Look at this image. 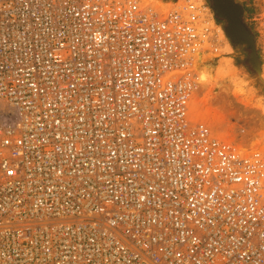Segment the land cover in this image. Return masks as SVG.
<instances>
[{
  "label": "built area",
  "instance_id": "1",
  "mask_svg": "<svg viewBox=\"0 0 264 264\" xmlns=\"http://www.w3.org/2000/svg\"><path fill=\"white\" fill-rule=\"evenodd\" d=\"M218 42L205 0H0V264H264V149L189 113Z\"/></svg>",
  "mask_w": 264,
  "mask_h": 264
},
{
  "label": "rangeland",
  "instance_id": "2",
  "mask_svg": "<svg viewBox=\"0 0 264 264\" xmlns=\"http://www.w3.org/2000/svg\"><path fill=\"white\" fill-rule=\"evenodd\" d=\"M205 1L211 8L220 42L218 50L207 54L203 58L206 61L199 64L198 87L189 101L190 116L205 122L217 135L234 141L240 148L264 149V84L248 64L250 50L226 36L224 21L217 18L211 1ZM235 1L243 8L242 23L254 35L260 76L264 80V0ZM203 64L213 65L216 76L207 85L199 79ZM217 81L223 82L224 90L213 97L211 87Z\"/></svg>",
  "mask_w": 264,
  "mask_h": 264
},
{
  "label": "water",
  "instance_id": "3",
  "mask_svg": "<svg viewBox=\"0 0 264 264\" xmlns=\"http://www.w3.org/2000/svg\"><path fill=\"white\" fill-rule=\"evenodd\" d=\"M235 0H211V5L214 6L217 18L223 20L224 32L226 36L233 42L246 46L250 50L249 66L254 71L255 76L261 84L264 80L261 79L260 62L256 53L254 44V35L249 32V29L241 21V13L243 8L240 4H236Z\"/></svg>",
  "mask_w": 264,
  "mask_h": 264
},
{
  "label": "bare ground",
  "instance_id": "4",
  "mask_svg": "<svg viewBox=\"0 0 264 264\" xmlns=\"http://www.w3.org/2000/svg\"><path fill=\"white\" fill-rule=\"evenodd\" d=\"M206 59V58H205ZM204 62V60L202 59L200 61ZM199 63V64H200ZM199 67V66H198ZM201 70H200V75H199V79L201 80V82L205 85H207L208 83H211L213 80L216 79L215 73H214V69H213V65L210 64H203V66H201ZM200 82V83H201ZM223 82L221 81H217L215 82L212 87H211V92L213 93V97H215V95H219L224 89H223ZM229 87V86H228ZM230 90V88H229ZM229 94V93H228ZM222 95V94H221ZM225 95V94H224ZM227 95V94H226ZM195 103V102H193ZM195 108L199 109V107L197 106V104H195Z\"/></svg>",
  "mask_w": 264,
  "mask_h": 264
},
{
  "label": "flooded vegetation",
  "instance_id": "5",
  "mask_svg": "<svg viewBox=\"0 0 264 264\" xmlns=\"http://www.w3.org/2000/svg\"><path fill=\"white\" fill-rule=\"evenodd\" d=\"M209 1H211V0H209ZM236 4H237V2L236 1H234ZM213 8H214V6H213ZM245 9V8H244ZM214 10H215V8H214ZM215 12H216V10H215ZM217 15V14H216Z\"/></svg>",
  "mask_w": 264,
  "mask_h": 264
}]
</instances>
